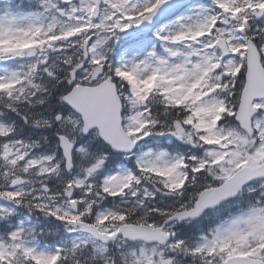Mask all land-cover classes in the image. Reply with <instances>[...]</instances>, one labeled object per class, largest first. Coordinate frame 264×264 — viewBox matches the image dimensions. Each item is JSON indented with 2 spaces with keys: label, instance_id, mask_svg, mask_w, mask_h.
<instances>
[{
  "label": "snow or ice",
  "instance_id": "obj_1",
  "mask_svg": "<svg viewBox=\"0 0 264 264\" xmlns=\"http://www.w3.org/2000/svg\"><path fill=\"white\" fill-rule=\"evenodd\" d=\"M0 264H264V0H0Z\"/></svg>",
  "mask_w": 264,
  "mask_h": 264
}]
</instances>
